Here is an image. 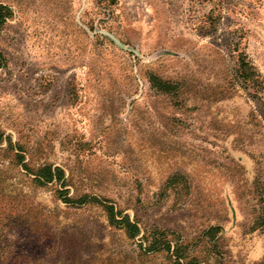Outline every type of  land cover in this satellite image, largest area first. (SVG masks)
<instances>
[{
  "label": "rangeland",
  "instance_id": "rangeland-1",
  "mask_svg": "<svg viewBox=\"0 0 264 264\" xmlns=\"http://www.w3.org/2000/svg\"><path fill=\"white\" fill-rule=\"evenodd\" d=\"M0 4V264H173L139 247L157 230L185 261L264 264V93L241 67L264 83V0Z\"/></svg>",
  "mask_w": 264,
  "mask_h": 264
},
{
  "label": "trees",
  "instance_id": "trees-1",
  "mask_svg": "<svg viewBox=\"0 0 264 264\" xmlns=\"http://www.w3.org/2000/svg\"><path fill=\"white\" fill-rule=\"evenodd\" d=\"M12 16L10 8L6 5L0 4V27L3 26L6 21ZM2 56L0 55V67L3 65ZM241 67L245 69V81L250 84L251 88H257L262 86L264 93V83L261 84L258 81L257 74L253 70V67L249 62H244L241 60ZM150 84L163 91L164 93H170L173 91V84L168 81L161 80L157 77L149 78ZM176 94V93H175ZM24 169L27 170V165H23ZM34 175V181L40 185L45 186L49 184H56L61 188L58 190L59 199L62 200L67 205H86V204H99L105 213L108 225L123 231L129 239H135L140 234V227L137 221L132 219L130 215L124 214L123 211L117 209L111 201L107 199L98 200L94 197H88L86 195L81 196L77 199H72L68 196V191L66 187V178L64 171L59 167H53L50 165H44L36 169ZM213 229V228H212ZM215 229V228H214ZM209 232V231H208ZM145 245H139L142 251L145 253H159L166 252L173 257V264H195L194 260L185 261L186 257L183 255V246L175 245L172 247L171 241L164 236L162 231H154L150 235L144 236L143 239Z\"/></svg>",
  "mask_w": 264,
  "mask_h": 264
},
{
  "label": "water",
  "instance_id": "water-1",
  "mask_svg": "<svg viewBox=\"0 0 264 264\" xmlns=\"http://www.w3.org/2000/svg\"><path fill=\"white\" fill-rule=\"evenodd\" d=\"M105 34V33H104ZM111 37V36H110ZM117 44H119V42L116 40V39H114L113 37H111Z\"/></svg>",
  "mask_w": 264,
  "mask_h": 264
}]
</instances>
